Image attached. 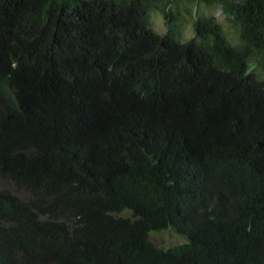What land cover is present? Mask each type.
Instances as JSON below:
<instances>
[{
  "label": "trees",
  "instance_id": "obj_1",
  "mask_svg": "<svg viewBox=\"0 0 264 264\" xmlns=\"http://www.w3.org/2000/svg\"><path fill=\"white\" fill-rule=\"evenodd\" d=\"M170 2L0 0V264H264V0Z\"/></svg>",
  "mask_w": 264,
  "mask_h": 264
},
{
  "label": "rangeland",
  "instance_id": "obj_2",
  "mask_svg": "<svg viewBox=\"0 0 264 264\" xmlns=\"http://www.w3.org/2000/svg\"><path fill=\"white\" fill-rule=\"evenodd\" d=\"M169 7L174 9V12L180 13L184 18V28L182 32V42H187L195 37L194 23L200 15H215L217 19L223 24L224 31L228 37L230 43L233 45L238 44V36L236 31L227 21L226 16L223 14L221 7L207 8L201 2V0H171ZM150 21L152 28L160 35H165L168 31L167 22L158 11H152L150 14ZM233 45V46H234ZM0 189H8L17 195L24 196L23 192L17 190V188L10 182L0 180ZM124 217L131 216L129 211H124L122 214ZM150 238L162 249H169L175 245H179L186 242V239L180 237L170 230L164 232H153Z\"/></svg>",
  "mask_w": 264,
  "mask_h": 264
}]
</instances>
